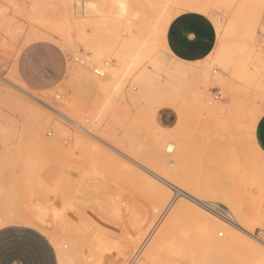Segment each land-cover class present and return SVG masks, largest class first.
I'll return each mask as SVG.
<instances>
[{"label":"bare ground","instance_id":"bare-ground-1","mask_svg":"<svg viewBox=\"0 0 264 264\" xmlns=\"http://www.w3.org/2000/svg\"><path fill=\"white\" fill-rule=\"evenodd\" d=\"M4 1L8 3L9 8L12 10L10 11L13 12V14L9 16L6 11L8 7L6 8V6L2 4V1H0V50L6 48L10 49L8 47L11 46L12 41L16 40L15 43L18 41L17 38L24 32V26L19 24V21L24 20V22L30 25L26 31L25 44L33 40H51L52 37H56L59 42H62V45L67 47H72L74 45L80 47V49H82V62H72L74 66L72 65L73 68L70 70L69 81H67L70 84H75L77 81L76 85H78L79 80H87L94 84L96 89L93 94L87 99H83L81 102V99H77L76 96L70 99L72 96H68V98L66 95H63L61 98L59 94L53 95L52 92H45L44 94L36 92L40 94L39 96H37L38 94H31L22 86L18 85L19 83L17 84L14 82L15 78L12 75L13 72L7 74L8 78L10 77L14 80L10 78L9 80L7 77V79L0 77V81L10 85L13 89H16L17 92L19 91L18 93L24 95L25 99H31V101L27 99L26 101L22 98V95V97L19 96L20 94L11 95L12 92L10 91L8 92L12 96L11 98L9 94H6L9 97L7 99L11 102H9L11 105L13 101H16V103H20L18 106L23 103L27 107L28 113L26 114L30 116V120L27 122H30L31 127L29 131H32L34 138H44V133H48L46 128L49 127L51 130H54L55 138L65 136L69 139L66 148L70 160L71 157L73 158L74 155H77L75 159L78 163H76V160H73V163L75 165L77 164L75 172H77L78 177L77 182H72L73 184L77 183L75 186L73 184L71 186L73 188L75 187V190H73L74 192L72 191L73 196L70 194L72 198L67 193L71 199H68L67 203L62 199L64 203L67 204V207L78 212L77 209L80 208V202L83 200L80 195L85 192L92 196L90 197L91 199L94 197L95 201H97L94 202L95 205L97 204L95 206L96 208H93V210H96L95 214L91 212V218L94 221L97 232L93 245L89 247V254L85 255L83 251H81L83 247L74 234H66L65 236L59 235L52 241L59 264H106L105 258L107 256L109 257L108 259H110V261L108 260V264H213L210 261L207 247H198V245L204 242L214 245L228 243L232 240V229L240 231L252 239V241L262 246L257 247L252 244L250 247L245 248L250 254L254 255L252 264H264V242L256 237H252L251 230L247 227L250 222H253V224L259 223L262 213L261 199L257 200L252 207L243 208L232 200L220 202L182 193L180 191L182 189L175 187L174 184L179 163L176 157L178 144L172 139L160 143L159 145H155L156 143L154 144L155 147L150 153V157L146 155L148 158H142L145 163L153 167L147 168L141 166V164L136 162L135 159L130 157L119 147L111 145L97 135L98 129L102 126L108 115H111L113 118V113L115 112V116L117 117L116 113L119 114V111L117 109L116 100L120 96L123 98L125 93L131 96L132 99L139 98L146 101L155 100L156 103H159L166 97L176 98L180 91L186 86H200L203 87L204 90H207L211 74L209 70L211 66H207H209L208 64L210 63H207L201 71L185 67L182 61H178L179 64L176 66H171L166 63L165 59L159 53L160 49L167 52L169 51L166 43L168 25L183 11L206 14L215 22L216 33L223 43L221 44V49L219 48L220 51L218 52V49L216 50L218 58L215 55L216 58L213 62L219 59L220 62L217 61V63H221V61L223 63L227 54L236 50L232 42L237 40L238 37H241L243 38L242 41L244 40L243 42H245L244 45H247H240L242 46L241 48L243 49L246 47V49H248L246 53H248L254 61L255 69H253V64L251 65L253 66L252 70H255V73L257 71L256 74H259V72L260 74L262 72L264 73L260 68L263 67L264 69V52L260 50L262 49L261 47H259V49L256 48L254 43L257 26L260 27V30L264 34V26L262 23L264 0H96L88 1L85 4L79 3L78 1L80 0H29L30 3L28 5L24 3L26 6H23L24 4L21 5L18 2L19 0ZM217 9L225 13L224 15L227 17L226 24L225 22L224 24L221 23V19L216 17L218 16L215 15V10ZM98 12H102V14H97ZM18 17H20V20H17ZM24 22L22 23L24 24ZM236 37L237 39H235ZM217 47H220V45ZM18 49H20V47L17 48V50ZM11 50L12 53L16 52L13 51V48ZM4 52H6V50H4ZM9 53L11 52L8 51V54ZM7 56L8 55H6L5 58ZM105 58H110V61H103ZM10 59L12 60V58ZM7 61H9L8 58ZM11 62L9 61V63ZM93 65L94 67L92 68ZM259 69L261 70L259 71ZM8 70L13 69L8 68ZM95 70L101 72V75H97ZM250 71L251 70H249V73ZM254 76L255 75L250 78L244 76L248 79H246L247 85H251L252 82L256 80ZM16 81L18 82V80ZM61 85L62 84H60V86ZM128 85L134 90L138 89L137 93H131L128 89ZM62 86H64V84ZM76 87L80 88V86L71 88L74 90ZM67 88L65 87V90ZM78 88H76L77 91ZM5 90V87L0 83V102L4 99L3 95H5ZM60 92L62 93L64 91L60 90ZM76 94L77 92L75 95ZM55 98H58V100ZM4 100L2 101L4 104L1 102L2 105L8 107L9 103ZM157 100L160 101L157 102ZM37 101L45 102L44 104H46L45 106H48V108L46 107L43 109L42 107H38V103L36 104ZM5 103L7 105H5ZM11 105L9 107H11ZM21 106L19 107V111L22 108ZM16 108L15 110L9 111H16ZM40 108H42V110ZM43 110H45V112ZM19 111L17 110L16 112ZM20 113L18 114L22 116ZM51 113L68 121L83 131L86 136L97 139L105 147L110 149L112 153L114 152V154H110L107 150H101L96 144L90 141L91 138L83 137L78 133H69L65 130V127H62L63 125H61L59 121H54L51 117ZM18 114L16 116H19ZM22 114L24 117L28 118L27 115L24 113ZM1 116L0 114V132H2L1 128L4 125L2 123L4 121H1ZM9 117L6 119L8 120ZM6 123L8 122H5V126ZM23 124L24 120L22 126ZM24 126L29 128L26 124H24ZM8 127L4 130H8ZM105 132L109 134L110 128L107 127ZM126 147L133 148L130 144ZM117 154L120 157H118ZM114 155H116L119 160L115 158ZM120 160H126L125 163L131 162L142 167L139 169V173L143 172V176H148V178H145L146 176L143 178L154 185H150L154 187V191L151 189V191L154 192L151 198L153 200L149 198L151 197V194H149L151 192L148 193L149 195L144 192L146 189L142 187V185L145 181H142L141 184L140 181L136 180V178L139 179L138 177L142 180V174L139 175L136 170L132 173L134 169L131 168V171H133L130 172L125 169L124 166L123 172L127 170L125 172L126 174L129 172L131 173L130 175L134 174L138 177H126V174L121 171L125 174V176L122 175V177L128 178L129 180H127L129 182H134L133 180H135L134 183L131 182L134 186L135 183L140 184V186H132L130 189L134 191V189L136 190L139 187L144 188V191H142V188L141 191L139 190L140 188L138 189L139 191H136L139 192V195L140 193H144L141 195L152 201L150 205H146L144 208L138 210L129 201L120 199L118 197L120 192L119 194L117 193L118 196L117 194H113L114 187L111 183L117 178L116 174L121 173V168H117V163H121ZM121 164L124 165L123 163ZM121 164H119L118 167H120ZM112 165L113 177L110 175V166ZM116 168L119 173H116ZM23 170L25 173L24 179L28 186L37 188L39 192L45 189L48 191L47 194H49V190H55L54 186L58 185L56 180L60 176L59 174H61V176L64 174L60 172H65V169L55 162L42 163L33 160L25 163ZM110 176L112 178L110 179L109 186H111L110 189H112L110 192L107 191L106 193L104 186L106 187L108 183L107 180ZM60 177L59 180L61 179ZM71 177L72 176L64 178L67 180L69 179L71 182L74 176ZM122 177L120 175L117 182H120ZM105 181L107 182L104 183ZM152 181H156V184L158 182L160 186L155 185ZM148 182L146 188L150 191L151 187L148 186ZM62 183H64V179ZM49 187L52 188L50 189ZM60 189L61 188H59V190ZM103 189H105V193ZM148 189L146 190L147 192ZM257 189L264 198V186L257 185ZM53 192L54 191H52V194H55ZM175 192L178 193V197L185 199L197 208L194 223L198 236L196 239H191L189 236L192 226H182L176 222L185 212V207L183 204H178L174 197L169 200L171 193ZM61 195H63V193ZM67 195L63 196L67 197ZM120 200H122V202ZM143 201L141 203H143ZM44 202L46 203V208L49 209L53 215L74 225L79 222L85 223L89 216L83 213L86 208L79 216L76 214L71 216L68 214L62 215V212H66L64 209L61 212V208H63L64 205H60L62 206L61 208L59 206L61 213H58L54 210L56 207L52 209L46 201ZM217 204H221L225 207L223 216L219 213L215 214L213 211V208L218 207ZM83 208L82 206V209ZM76 220H78V223ZM117 226L123 227L124 229L121 236L115 234L119 229ZM216 228L224 229L226 237L223 239L217 238V235H223V233L220 231L216 232Z\"/></svg>","mask_w":264,"mask_h":264},{"label":"rangeland","instance_id":"rangeland-1","mask_svg":"<svg viewBox=\"0 0 264 264\" xmlns=\"http://www.w3.org/2000/svg\"><path fill=\"white\" fill-rule=\"evenodd\" d=\"M0 1H2V4L5 5L6 8H9V5L6 1ZM88 1L96 0H80L78 2L85 4ZM18 2L21 5L24 3L28 5L30 3L29 0H19ZM25 4L23 6H26ZM8 8L6 9L7 14L11 16L13 12H11L12 10ZM191 12L192 11H183L181 14ZM97 14H102V12H98ZM224 14L225 13L219 9L215 10V15H218L216 17L221 19V23L224 24L225 22L226 24L227 17ZM201 15L207 17L212 22L216 31V25L213 19H211L206 14ZM17 20H20V17H18ZM20 21L19 24L24 26V32H22V34L17 39L21 43L17 41L16 43L18 44H16V40H13L11 46L8 47L10 49L6 48L0 50V77L8 78L7 73L11 74L13 72L12 75L15 78L14 82L17 84L19 83L18 85L22 86L27 92L31 94H38L39 92L40 94L52 92L53 95L59 94L61 98L63 95H66L67 97L72 96L70 99H73V97L76 96L77 99H81V102L83 99H87L95 92L96 89L94 84L87 80H79L78 85H76L77 81L75 84H70L68 82L70 70L74 66V58H82V51L79 50L80 47L75 45L72 47L62 45V42H59L56 37H52L51 40H33L25 44L26 31L30 25L24 22V20H22L21 23ZM22 22H24V24ZM216 36V43L212 52L209 54L210 56L208 55L209 57L207 56L202 61H197L194 63L191 62V64L182 61L185 67L200 71L203 70V67H205L207 63L211 64H208L209 66H207H211L209 69L211 74L207 90H204V88L200 86H186L180 91L176 98L166 97L162 102L157 100L159 103H156L155 100L146 101L139 98L132 99L131 96L125 93V98L120 96L116 100L119 114L116 113V117L114 112L113 118L111 115H108L102 126L98 129L97 135L111 145L119 147L130 157L135 159L136 162L141 164V166H145L147 168L153 167L152 165L145 163L142 158L146 157V155L150 157L149 155L153 151L155 145L164 143L167 140H174L178 144L176 157L179 163L178 170L176 172L177 177L174 182L175 187L181 188L183 190H180L182 193L187 195L191 194L199 198H208L220 202H228L232 200L243 208L252 207L257 200L261 199L262 213L260 216V221L258 224H253V222H250L248 223L247 227L251 230L252 237H256L264 242V198L262 197L261 192L257 189V185L264 186V152L258 146L255 138L256 123L258 119L264 114V73L262 72L260 74L259 72V74H256L257 71L255 73V70H252L253 66V69H255V64L253 63L254 61L251 56L246 53L248 49H246V47L243 49L241 48L242 46L240 45L247 46L244 45L245 42H243L244 40L242 41L243 38L241 37H238V39L236 37L235 39L237 40L232 42L236 50L229 52L223 63L222 61L221 63H217V61L220 62L219 59H216V62H213L216 57L218 58V53L216 50L218 49L219 52V48L221 49V44L223 43L220 41V38L217 34ZM55 38L58 40V42ZM254 43L256 48L259 49V47H261L262 49L260 50L264 52V34L258 26L256 27V38ZM218 45H220V47H217ZM18 46L20 49L17 50V48H19ZM12 48L13 51L16 52L12 53ZM4 50H6V52H4ZM8 51L11 52L9 53L10 56ZM159 53L165 59L167 64L171 66H176L179 64L178 61L180 60L174 57L176 59L175 60L169 51L167 52L163 49H160ZM4 55H8L9 57L7 56L5 58ZM7 58L10 62H12L9 63ZM10 58H12V60ZM103 61H110V58H105ZM93 67L94 65L92 68ZM8 68L13 70H8ZM260 68L262 71H264L263 67ZM261 69H259V71ZM249 70L252 71H250L252 75L249 73ZM253 75L256 76H254L256 80L254 79L255 81L252 82V84L248 82L251 85H247L246 81L248 79L245 77L247 76L250 78ZM16 80H18V82ZM0 83L6 89L4 91L5 95H10L8 91L12 92L11 95H22L21 93H18L19 91L17 92L16 89H13L5 82L0 81ZM131 83L129 84L132 85ZM60 84H64V86L61 85V87ZM130 85H128L129 91L131 93H137L138 89L134 90ZM75 86H80V88L76 87L78 88L79 92L76 88V90H73ZM65 87L70 88H67L66 91ZM60 90L64 92L61 93ZM76 92L77 94L75 95ZM5 95H3V98L6 99L3 100L9 103L10 101H8L7 98H11L12 96L10 95L8 97V95H6L5 97ZM22 96L21 97L24 98V95ZM26 99L24 98V100ZM55 99L58 100V98ZM27 100L31 101L29 98ZM1 102L0 114L2 115L1 121H4L2 122L4 125L1 128L2 132H0V228L7 225L29 226L37 229L47 236L51 243L53 239L59 235L65 236L66 234H74L83 247H81V251H83L85 255H88L90 252L89 247L93 245L95 234L97 232L94 221L91 218V212L95 214L96 211L93 210V208L97 205H95L94 202L97 201H95L94 197L91 199L90 197L92 196L85 192L84 194L86 195H80L82 196L81 198L83 200L80 202L82 205L80 204V208L77 209L78 212L67 207L66 203L68 202V199L70 200L72 198L74 192L73 190H75V187H71L73 184L72 182H77L78 177L77 172H75L77 164L75 165L73 163V160H76L75 158H77V155H74L73 158L71 157L70 160V156H68V151L66 148L69 143V139H67L65 136L55 138L54 130H51L49 127L46 128L48 133H44V138H34L32 131H29L31 127L30 122L27 121L30 120V116L26 114L28 113V109L25 104L22 103V106L20 105L22 108L19 111V102H17V104L16 101H13L12 105L10 102L9 106L11 105V107H6L2 105L3 102ZM39 103L43 102L37 101L36 104L39 105L38 107H42L43 109L46 107L48 108V106H45V102L43 104ZM5 105L7 104L5 103ZM15 108L19 112H16L17 110L9 111L15 110ZM42 108L40 109L42 110ZM43 111L45 112V110ZM18 113H20L22 116H20ZM22 113L27 115L28 118L24 117ZM17 114L19 116H16ZM8 117L9 121L6 119ZM51 117L54 119V121H59L61 125H63L62 127H65V130H67L69 133H78L83 137L91 138L86 136L83 131L61 117H58L53 113H51ZM22 119L24 120V124H26L29 128L24 126V124L22 126ZM5 122H8L6 123V126ZM7 124H10L11 126ZM7 127L8 130H4ZM107 127L110 128L109 134H106L105 132ZM90 141L96 144L101 150H107L110 152V154H114V152L112 153L110 149L105 147L97 139L91 138ZM129 144L133 146L132 149L126 147ZM117 156L114 155L115 158L120 157ZM30 160L42 163L55 162L65 169V172H60L62 174L64 173L63 176L59 174L61 179L59 180L58 177L56 180L58 185L54 186L55 190H49V194H47L48 191L45 189L39 192L37 188L28 186L26 180L24 179L25 173L23 168L25 163L29 162ZM69 160L74 165L70 163ZM120 162L124 164L122 165L119 163L122 166L120 165V167H118L119 164L117 163V168H121V170L119 169L120 172H123L124 168L132 172V168L134 169L132 173H134L135 170L139 173V169L142 168L135 163H125L126 160H120ZM76 163H78L77 160ZM69 164L70 166L72 164V166L70 167ZM117 168L116 173H119L117 172ZM127 170H125V172ZM110 173L109 174L113 177V165L110 166ZM121 173L116 174L117 178H115L114 181L112 180L113 183H111V185L113 184L114 187L113 194H119L120 192L119 196L118 194L117 196L122 200L129 201L138 210L140 208H144L146 205H150L152 201L143 197L142 195L144 193H140L139 195V192L136 191L140 187L136 190L134 189L135 192L130 189L132 186H140V184L137 183H135V186L134 184L132 185V183L135 182V180H133L135 178L132 179L134 182L131 181V183L128 181V178L127 180L125 177H122V175L125 176L126 173ZM128 173L126 174V177H138L134 174L130 175L131 173ZM120 175L122 178L120 182H117V179L119 180ZM139 175L142 176V180L140 177H138L139 179L136 178V180L140 181L141 184L142 181H145L146 184L144 183V186L142 185V187L147 190L148 188H146V185L148 180H145V178H148V176H146L145 173L144 175L146 177L143 176V172H140ZM70 176H74V178L71 177L73 179L71 182L69 179L67 180L64 178H68ZM111 176L107 180L108 183L106 187L104 186L106 190L103 189V191L105 190L106 193L107 191L110 192L112 189H110L111 186H109L110 179L112 178ZM63 179L64 183H62ZM149 183L150 182H148V186H154L152 183ZM76 184L74 183L73 185L75 186ZM154 184L159 185L158 182L156 184V181ZM49 188L51 189L52 187ZM59 188L61 189L59 190ZM141 188L139 189L140 191ZM144 188H142V191H144ZM151 189L154 191V187H151L150 191L148 189V192L146 190L144 191L145 194L151 192L149 193L151 194V197H149L150 199L153 197L154 193L151 191ZM52 191H54L53 193L55 194H52ZM60 193H63V195H67L68 193L72 196L70 195L71 198H69L70 196L67 195V198ZM173 197L177 200L178 204H183L185 207V212L183 215L176 220L177 224L182 226H192L190 229L191 234L189 236L191 239L198 238L197 230L194 227L195 212L197 208L185 199L178 197L177 192L171 193L169 200ZM42 199L46 201L50 207H52V209L56 207L54 210L58 213L62 207L60 205H64L63 208H61V212L63 209L66 210V212H60L62 215L68 214L71 216L76 214L79 216L86 208L83 213L89 216L87 217L85 223H78V220H76L78 224H71L53 215V213L46 208V203ZM62 199H64L66 203H64ZM122 200L120 201L122 202ZM141 200H144L143 203H141ZM217 205L218 207L213 208V211L215 214L219 213L223 216V210H225V207L221 204ZM82 206L84 207L83 209ZM118 228L117 229L119 231L117 230L115 234L121 236L124 229L120 226ZM215 231H220L223 233V235H217V238L223 239L226 237V232L224 229L216 228ZM232 234V240L228 243L214 245L204 242L200 243L198 247H207L210 261L213 264H252L254 261V255L250 254L245 247H250L252 244L256 245L257 247L262 246L252 241V239L240 231L232 229ZM108 258V256L105 258L106 264H108L110 261Z\"/></svg>","mask_w":264,"mask_h":264},{"label":"crops","instance_id":"crops-1","mask_svg":"<svg viewBox=\"0 0 264 264\" xmlns=\"http://www.w3.org/2000/svg\"><path fill=\"white\" fill-rule=\"evenodd\" d=\"M264 26V14L262 18ZM216 31L212 22L198 12L179 14L168 25L166 43L176 59L202 61L213 50ZM255 138L264 152V114L255 127ZM56 250L47 236L29 226L0 228V264H58Z\"/></svg>","mask_w":264,"mask_h":264},{"label":"built area","instance_id":"built-area-1","mask_svg":"<svg viewBox=\"0 0 264 264\" xmlns=\"http://www.w3.org/2000/svg\"><path fill=\"white\" fill-rule=\"evenodd\" d=\"M80 51L82 50V49H79ZM75 59V61L77 62H82V60L80 59V57H77V58H74ZM95 73L97 74V75H101V72H99V71H97V70H95ZM220 236V235H219Z\"/></svg>","mask_w":264,"mask_h":264}]
</instances>
